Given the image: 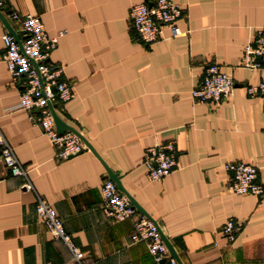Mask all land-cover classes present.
Instances as JSON below:
<instances>
[{
    "label": "crops",
    "instance_id": "crops-1",
    "mask_svg": "<svg viewBox=\"0 0 264 264\" xmlns=\"http://www.w3.org/2000/svg\"><path fill=\"white\" fill-rule=\"evenodd\" d=\"M180 7L175 25L154 43L136 39L130 6L153 0H5L9 11L39 19L45 36L57 38L47 61L62 67L72 91L53 113L83 140L84 150L66 160L40 129L16 108L2 62L0 40V135L27 171L32 192L0 163V264H154L144 243H131L132 221L115 222L100 210L99 185L106 170L157 227L179 264H264V194L227 190L226 163L257 170L264 188V97L245 88L264 78L239 67L242 47L264 28V0H170ZM0 20V37L6 33ZM230 75L233 90L216 106L191 101L204 68ZM174 144L175 166L164 179L145 177L143 151ZM34 195L60 218L82 253L75 262L50 238L34 213ZM228 218L241 225L232 243L218 235Z\"/></svg>",
    "mask_w": 264,
    "mask_h": 264
},
{
    "label": "built area",
    "instance_id": "built-area-1",
    "mask_svg": "<svg viewBox=\"0 0 264 264\" xmlns=\"http://www.w3.org/2000/svg\"><path fill=\"white\" fill-rule=\"evenodd\" d=\"M4 1L0 0V8ZM179 15L180 7L172 1L153 0L150 5L139 3L130 6L128 22L136 39L143 44H150L162 38L164 29L169 32L170 37L182 35L175 25ZM7 19L23 35V39H18V42L7 32L0 37L3 46L1 59L10 84L18 92L16 108L24 111L28 122L40 129L42 136L54 149L56 159L63 161L77 155L84 150L83 143L74 133H56L48 107L54 104L62 105L72 98L71 88L63 80L62 67L47 61L48 52L54 49L57 38L63 37L65 32L60 31L56 37L48 38L35 16L9 11ZM263 65L264 28H260L254 32L251 41L242 47L239 67L248 71H259ZM232 90L231 76L222 72L219 66L210 64L204 68L200 82L189 92V97L194 103L216 106L227 101ZM245 93L249 97H264V78L255 85L246 87ZM173 146L170 141L154 144L143 151L142 165L147 180L157 182L171 173L175 166ZM0 163L8 177L21 179V188L32 192L27 171L18 163L11 147L1 135ZM223 169L228 175L227 190L230 193L238 196H263L264 188L257 183V170L253 165L243 162L226 163ZM98 190L101 199L100 210L108 218L115 222L126 219L132 221L129 235L131 243H144L154 264H176L162 243L155 224L136 212L127 197L117 191L113 182L107 178L103 179ZM34 198V213L50 238L61 242L75 262L80 261L82 253L71 242L54 209L42 198L36 195ZM240 229L239 223L228 218L221 224L218 235L230 244Z\"/></svg>",
    "mask_w": 264,
    "mask_h": 264
},
{
    "label": "water",
    "instance_id": "water-1",
    "mask_svg": "<svg viewBox=\"0 0 264 264\" xmlns=\"http://www.w3.org/2000/svg\"><path fill=\"white\" fill-rule=\"evenodd\" d=\"M0 20L3 23V25H4V27H5L6 31H7V33L13 38L14 41L18 42L19 36L14 33V31L8 26V24L6 23V21L2 18V16H1V10H0ZM19 34L21 35V33H19ZM54 106L55 105H51V106H48V107H49V109L51 111V115H52V118H53V123H54V127H55L56 133L61 134L63 132L68 131V132H71V133L76 134L79 137V135L77 133H75L74 131H72L69 127L65 126L59 119L56 118V116L53 113ZM79 139L83 142V140L81 139V137H79ZM106 175H107V179L114 183L117 191H119L121 194H123L124 196H126L125 193L122 191V189L119 186L117 175L116 174H112L108 170H106ZM127 199L129 201L130 205L132 206V208H134L136 212L144 215V213L135 205V203L132 200H130L129 197H127ZM160 238H161V241L164 244L165 248L167 249V252H168L169 256L176 262V264H179L176 256L174 255V253H173L170 245L167 243V241L165 240V238L163 236H161V235H160Z\"/></svg>",
    "mask_w": 264,
    "mask_h": 264
}]
</instances>
